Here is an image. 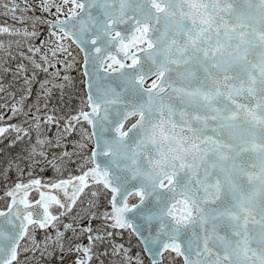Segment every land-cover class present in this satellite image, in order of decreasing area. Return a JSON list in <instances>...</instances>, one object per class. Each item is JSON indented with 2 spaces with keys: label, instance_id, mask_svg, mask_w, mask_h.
Masks as SVG:
<instances>
[{
  "label": "snow or ice",
  "instance_id": "6c2138e0",
  "mask_svg": "<svg viewBox=\"0 0 264 264\" xmlns=\"http://www.w3.org/2000/svg\"><path fill=\"white\" fill-rule=\"evenodd\" d=\"M0 10V264H264V0Z\"/></svg>",
  "mask_w": 264,
  "mask_h": 264
},
{
  "label": "flooded vegetation",
  "instance_id": "af4514ba",
  "mask_svg": "<svg viewBox=\"0 0 264 264\" xmlns=\"http://www.w3.org/2000/svg\"><path fill=\"white\" fill-rule=\"evenodd\" d=\"M14 63H15V62H13V64H14ZM7 76H8V77H11V73H8ZM3 77H4V74H3L2 72H0V79H2ZM0 97H3V93H2V92H0ZM0 110H2V109H0ZM0 146H1V149L4 150V148H5V141H4V140H3V143L0 144ZM10 147H11V146H10ZM69 255H70V254H69ZM69 259H70V257L67 255L66 258H65V260H64L65 264H68ZM51 264H58V263H57L55 260H53V261L51 262Z\"/></svg>",
  "mask_w": 264,
  "mask_h": 264
},
{
  "label": "rangeland",
  "instance_id": "374dc122",
  "mask_svg": "<svg viewBox=\"0 0 264 264\" xmlns=\"http://www.w3.org/2000/svg\"><path fill=\"white\" fill-rule=\"evenodd\" d=\"M2 1H0V3H1ZM0 11H2V10H0ZM5 19V17H3L2 15H0V22H2L3 20ZM40 27H41V29H45V27L46 26H44V25H40ZM75 71V70H74ZM76 75H79V73H76ZM3 142V140H0V144ZM70 146V145H69ZM1 157H3V156H1ZM124 235H126V233H124ZM127 236H128V234H127ZM84 242L86 243L87 241L86 240H84ZM141 249V248H140ZM140 251V250H139ZM60 255H63V254H60ZM73 255L74 254H68V256L70 257V259H69V261L73 258ZM66 256L67 255H63V259L65 260V258H66ZM59 259H60V257L59 256H57L56 257V260L57 261H59ZM68 261V262H69ZM146 264H147V261H146Z\"/></svg>",
  "mask_w": 264,
  "mask_h": 264
}]
</instances>
